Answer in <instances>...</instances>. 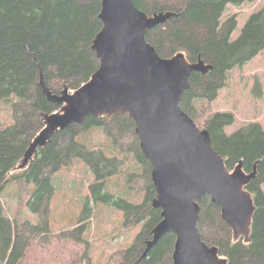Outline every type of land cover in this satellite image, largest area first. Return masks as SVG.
I'll return each mask as SVG.
<instances>
[{
  "label": "trees",
  "instance_id": "1",
  "mask_svg": "<svg viewBox=\"0 0 264 264\" xmlns=\"http://www.w3.org/2000/svg\"><path fill=\"white\" fill-rule=\"evenodd\" d=\"M255 1L135 0L137 8L149 16L174 14L168 22L147 32L146 39L159 56L184 55L190 63L201 59L212 67L206 75L192 74L191 88L182 98L181 109L200 130L209 132L214 150L223 157L230 173L239 165L248 175L256 172L246 187L255 206L248 238L235 239L221 208L210 196L200 204L198 227L202 238L217 248L228 264H264V128L252 122L228 135L227 128L236 121L234 113L207 115L204 105L217 100L233 70L264 50V4L249 17L236 40L232 41V35L238 27L237 16L223 20L229 6L239 8ZM102 2L0 0V107L17 98L13 103V125L0 129V195L10 186L19 185L22 195L17 199L39 218L36 225L9 218L0 199V264H31V254L46 251L56 254L48 258L54 264H90L92 196L74 228L58 235H52L50 230L53 178L76 159L83 160L95 176L91 190L100 195L94 202L113 201L123 214L125 229L142 227L133 244L114 252L106 264H173L174 234L165 235L141 258L146 242L162 221V213L153 207L156 190L152 164L141 150L136 124L128 114L114 118L88 116L83 124L57 132L26 166L23 163L33 140L46 128L44 117L62 109L48 100L41 87L42 79L53 94L59 95L65 88L76 92L99 70L93 42L103 28ZM96 129L110 140L106 149H90L80 141ZM118 176L123 177L129 192L143 195V203L102 194L107 181Z\"/></svg>",
  "mask_w": 264,
  "mask_h": 264
},
{
  "label": "water",
  "instance_id": "2",
  "mask_svg": "<svg viewBox=\"0 0 264 264\" xmlns=\"http://www.w3.org/2000/svg\"><path fill=\"white\" fill-rule=\"evenodd\" d=\"M173 16L171 12L149 16L135 0H103V28L93 42L99 70L76 92L65 88L59 95L42 79L44 94L62 109L44 117L46 128L33 140L23 163L26 166L57 132L83 124L88 116L128 114L136 124L141 150L152 164L153 207L162 213L141 258L165 235L174 234L173 264H228L202 238L200 204L210 196L235 239L248 238L255 206L246 187L256 172L248 175L239 165L230 173L209 132L200 130L181 109L192 74L206 75L212 67L201 59L190 63L184 55L163 58L148 43L147 32Z\"/></svg>",
  "mask_w": 264,
  "mask_h": 264
},
{
  "label": "rangeland",
  "instance_id": "3",
  "mask_svg": "<svg viewBox=\"0 0 264 264\" xmlns=\"http://www.w3.org/2000/svg\"><path fill=\"white\" fill-rule=\"evenodd\" d=\"M263 4L264 0H256L252 4H245L239 8L228 7L223 20L225 21L230 16H237L238 21L232 41L239 37L249 17L254 12L260 11ZM16 100L17 98L13 97L11 101L1 105L0 129L13 125V103ZM204 107L207 115L216 112L234 113L236 121L233 126L227 128L228 135L234 134L252 122L260 123L264 128V50L243 67L233 70L228 86L220 92L216 101L207 103ZM200 111L203 113L202 110ZM80 141L90 149L98 147L106 149L111 143L101 129L91 131L87 136L80 138ZM95 180V176L81 159H76L72 165L54 176L55 196L51 203L50 230L52 235H58L74 228L92 196L94 214L88 236L91 244L90 264H106L109 256L114 252L133 244L142 227L139 225L130 230L125 229L123 214L113 206V201L98 200L95 203L94 199L100 195L99 192L93 193L91 190ZM18 187L19 185H12L0 195L6 216L16 218L18 222L25 219L32 224H38L39 218L28 212L23 207L24 202L17 199L18 195H22ZM102 194H111L117 199H124L134 204H141L144 200L143 195H135L127 190L122 176L107 181ZM72 254L67 258H71ZM54 255L56 254L48 253V251L31 254L29 262L31 264H54L48 262V258Z\"/></svg>",
  "mask_w": 264,
  "mask_h": 264
}]
</instances>
